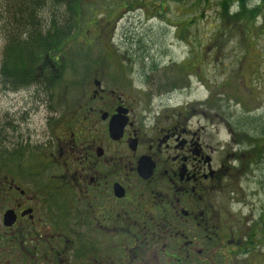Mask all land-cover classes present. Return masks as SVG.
Returning <instances> with one entry per match:
<instances>
[{
    "label": "flooded vegetation",
    "instance_id": "1",
    "mask_svg": "<svg viewBox=\"0 0 264 264\" xmlns=\"http://www.w3.org/2000/svg\"><path fill=\"white\" fill-rule=\"evenodd\" d=\"M113 36L97 34L82 70L91 85L73 110L51 105L38 126L35 104L19 115L11 104L0 123V264H264V145H249L244 159L221 147L228 154L213 158L207 122L188 103L141 88L153 85L157 60ZM60 47L39 57L26 86L7 85L0 71V93L13 100L27 89L47 107L60 71L49 56ZM248 162L263 171L253 176L261 197L256 216L239 219L230 206Z\"/></svg>",
    "mask_w": 264,
    "mask_h": 264
},
{
    "label": "rangeland",
    "instance_id": "2",
    "mask_svg": "<svg viewBox=\"0 0 264 264\" xmlns=\"http://www.w3.org/2000/svg\"><path fill=\"white\" fill-rule=\"evenodd\" d=\"M220 2L62 0L52 5L46 0L35 14L38 24L44 30L56 21L61 29L69 32L61 35L63 43L57 42L61 47L49 56V59L59 56L53 72L60 69L58 81L51 85L47 107L37 103V98H31L32 92L27 89L10 94L13 100L0 93V123L8 120L6 112L11 104L18 115L25 105L35 104L36 115L32 120L38 126L45 125L44 115L51 105L56 108L64 105L66 111L70 105L69 110H73L91 85V80L85 78L86 71L83 74L82 70L94 61L95 48L101 46L95 41L97 34H113L112 43L131 50L139 43L147 52L145 60L150 57L157 60L158 70L151 77L153 85L141 88L150 91L154 99L171 96L174 105L188 103L189 110L200 116L204 124L207 122V145L217 151L213 158L217 159L220 152L223 158L231 146L244 159L249 145L257 142L264 145V5L260 0H243L244 7L256 13L252 18V12H247L239 19V16L231 17L240 10L238 2L231 4L226 16L220 14ZM10 5L9 0H0V64L3 35L13 30V21L8 19L12 13L7 11L11 10ZM100 27L105 29L99 33ZM119 35L123 37L120 39ZM41 59L47 61L48 56L44 54ZM74 67L81 69L76 75ZM36 72L39 74V70ZM14 121L19 122L21 131L26 129V120ZM52 125L55 126L54 121ZM230 136L234 138L232 143ZM221 147L228 150L222 151ZM258 163L264 169V159ZM262 172L259 166L244 164L237 201L230 206L235 218L256 216L257 205H254L261 194L255 189L253 176Z\"/></svg>",
    "mask_w": 264,
    "mask_h": 264
},
{
    "label": "trees",
    "instance_id": "3",
    "mask_svg": "<svg viewBox=\"0 0 264 264\" xmlns=\"http://www.w3.org/2000/svg\"><path fill=\"white\" fill-rule=\"evenodd\" d=\"M12 13L8 19L12 22V32L4 34V45L2 51L1 73L5 83L11 87H20L30 84L31 80L36 79V65L39 57L49 48L60 44L61 35H67L58 26V22H53L46 28L38 24L36 13L41 9L46 0H9ZM52 5L61 3L62 0H48ZM264 5V0H260ZM238 2L240 10L232 16L242 17L245 13H251L250 17L256 13V10H248L244 7L243 0H221L220 14L226 16L231 4ZM261 4V5H262ZM256 9V8H255ZM229 15V14H228ZM15 31V32H14ZM59 41V44L57 43ZM264 134V130H263Z\"/></svg>",
    "mask_w": 264,
    "mask_h": 264
}]
</instances>
